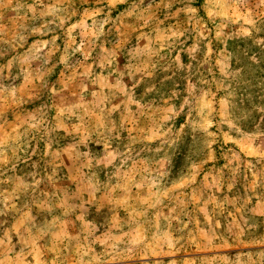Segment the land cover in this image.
<instances>
[{
    "label": "rangeland",
    "instance_id": "1",
    "mask_svg": "<svg viewBox=\"0 0 264 264\" xmlns=\"http://www.w3.org/2000/svg\"><path fill=\"white\" fill-rule=\"evenodd\" d=\"M0 264H264V0H0Z\"/></svg>",
    "mask_w": 264,
    "mask_h": 264
}]
</instances>
